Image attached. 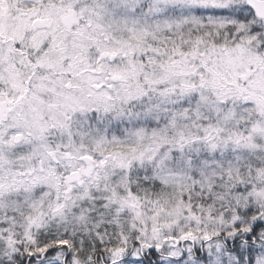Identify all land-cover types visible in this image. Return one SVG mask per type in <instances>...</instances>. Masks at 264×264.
Segmentation results:
<instances>
[{
  "label": "snow or ice",
  "instance_id": "1",
  "mask_svg": "<svg viewBox=\"0 0 264 264\" xmlns=\"http://www.w3.org/2000/svg\"><path fill=\"white\" fill-rule=\"evenodd\" d=\"M0 264H264V0H0Z\"/></svg>",
  "mask_w": 264,
  "mask_h": 264
}]
</instances>
